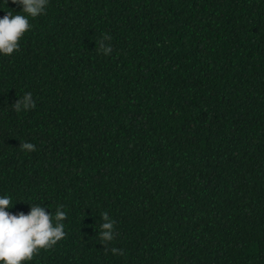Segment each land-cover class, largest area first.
<instances>
[{
    "label": "trees",
    "instance_id": "16d2710c",
    "mask_svg": "<svg viewBox=\"0 0 264 264\" xmlns=\"http://www.w3.org/2000/svg\"><path fill=\"white\" fill-rule=\"evenodd\" d=\"M28 19L0 54V196L67 219L24 264H264V0H49Z\"/></svg>",
    "mask_w": 264,
    "mask_h": 264
},
{
    "label": "clouds",
    "instance_id": "9594fccd",
    "mask_svg": "<svg viewBox=\"0 0 264 264\" xmlns=\"http://www.w3.org/2000/svg\"><path fill=\"white\" fill-rule=\"evenodd\" d=\"M49 0H12V3L22 5L26 15H7L0 18V54L11 56L19 51L20 41L29 32L32 24L28 17L36 18L45 12ZM111 39L105 35L99 41V50L106 55L111 54V47L104 40ZM35 101L31 93H26L13 106L17 113L34 109ZM22 151H35V145L21 142ZM32 205V204H31ZM12 207L11 196H0V264H24L33 260L42 250L52 249L59 241L66 238L64 220L67 214L60 205L55 215L46 212L41 205H32L30 214H13L7 209ZM103 223L98 233L103 242L105 253L109 250L113 255H124L123 250L116 247L109 249L108 243L114 239L115 221L110 219L107 211L101 213Z\"/></svg>",
    "mask_w": 264,
    "mask_h": 264
}]
</instances>
